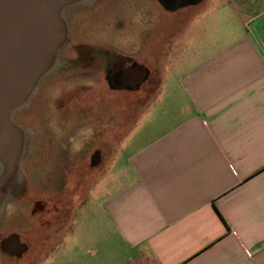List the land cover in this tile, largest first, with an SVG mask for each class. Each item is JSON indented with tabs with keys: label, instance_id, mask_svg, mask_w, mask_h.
Segmentation results:
<instances>
[{
	"label": "crops",
	"instance_id": "1",
	"mask_svg": "<svg viewBox=\"0 0 264 264\" xmlns=\"http://www.w3.org/2000/svg\"><path fill=\"white\" fill-rule=\"evenodd\" d=\"M153 1L123 48L151 80L101 105L109 155L79 196L47 172L34 264H264V0Z\"/></svg>",
	"mask_w": 264,
	"mask_h": 264
},
{
	"label": "flooded vegetation",
	"instance_id": "2",
	"mask_svg": "<svg viewBox=\"0 0 264 264\" xmlns=\"http://www.w3.org/2000/svg\"><path fill=\"white\" fill-rule=\"evenodd\" d=\"M188 1L191 0H167L170 4ZM113 3L115 0H81L63 10L67 39L57 54L52 71L39 81L23 107L11 114L13 124L24 129L27 127L20 121L24 106L35 114L38 109L35 105H39L37 114L40 118L44 115L43 123L29 117L26 125L43 130L44 134L33 135L34 141L39 143L31 152L27 150L30 134L23 133L18 174L0 186V190L4 187L7 190L0 209V264H34L37 258L42 262L47 259V172L56 169L59 184H65L66 181H61L62 175L70 171L71 193L79 196L83 173L90 174L92 181L94 170L109 155L108 146L104 149L95 146L99 122L106 121L101 131H108L111 113L105 108L115 97L123 102L124 94H138L151 80L141 63L125 51L121 53L112 46L93 42L107 40L91 37L89 30L86 32V27L93 28L90 25L97 24L100 18L103 23H110L97 9ZM85 80H89L88 83ZM99 90L100 95L97 94ZM144 100L145 96L135 98L138 104ZM83 142L91 143L86 157L83 156ZM42 151L45 156L40 158ZM57 212L58 218L65 213L64 210ZM60 229L62 225H59ZM36 232L43 235L39 242L34 237Z\"/></svg>",
	"mask_w": 264,
	"mask_h": 264
},
{
	"label": "water",
	"instance_id": "3",
	"mask_svg": "<svg viewBox=\"0 0 264 264\" xmlns=\"http://www.w3.org/2000/svg\"><path fill=\"white\" fill-rule=\"evenodd\" d=\"M81 0H0V186L18 174L23 131L11 114L49 75L67 39L62 12ZM0 190V209L6 196Z\"/></svg>",
	"mask_w": 264,
	"mask_h": 264
},
{
	"label": "rangeland",
	"instance_id": "4",
	"mask_svg": "<svg viewBox=\"0 0 264 264\" xmlns=\"http://www.w3.org/2000/svg\"><path fill=\"white\" fill-rule=\"evenodd\" d=\"M155 5L153 0H115V3L109 5H102L100 8H98L97 10L100 9V12L104 13V19H108L107 21H109L112 25H110V29H107V27H109V24L105 21L104 23L102 22L103 19H98V23L94 24V25H90V27H93L91 29H89L88 27H86V32L87 30H89V35L91 37H95V38H105L107 41H93L96 42L98 44H102L104 46H112V49H116V51L124 53V47H129V45L131 47L136 48L137 50L140 47V42L142 41V38L144 35H142V23L145 24L149 19V15H145L143 14L145 7H151ZM150 9V8H148ZM97 21H95L96 23ZM102 27V28H101ZM77 36L79 35L78 32ZM75 36V35H74ZM127 54V53H125ZM164 72L166 75L171 76V79H173L172 77L175 76L174 73V69L173 67H164ZM92 79V78H89ZM101 84L103 85V81L102 78L98 79ZM97 80V81H98ZM89 80H85V83H88ZM96 81V80H95ZM90 84V83H89ZM98 83H96L97 85ZM90 85H94L93 83H91ZM100 85V84H98ZM40 92H43L42 90H40ZM42 102H45V100H42ZM47 102V100H46ZM45 105L41 106L40 108H43ZM35 107H37L39 109V105H35ZM24 110L21 112L20 115V121L23 122V125H25V127L27 128H22L21 130L25 133V135H29L30 136V143H28V148L27 150L29 151H33L34 149H36L38 147V143L37 141H34V137L33 135H37L39 133L44 134L43 130H37L35 129L34 126H30V125H26L27 123H29V117H31L33 120L37 119V121H41V123H43L42 117L44 115L41 116V118L39 117V115L37 114V112L39 111L38 109L36 110V113L34 114L33 112L30 111L28 112V106H24ZM25 112H28L27 114H25ZM31 112V113H30ZM39 117V118H38ZM140 118V117H139ZM40 119V120H39ZM29 120V121H28ZM27 138V136H26ZM29 138V137H28ZM76 141V140H74ZM27 144V143H26ZM91 143H87V142H83V151H84V157L87 156V152L89 151ZM129 153V149L128 146L126 147H122L121 151L119 152V154H117L116 157V165L118 166L121 165L125 159V157L128 155ZM45 156V151H42L40 158ZM107 160V159H106ZM114 166V164H113ZM113 168V167H112ZM112 171V170H111ZM54 177H52V181L58 182V179L56 177V175H53ZM63 179L61 180L66 181L67 180V176L66 175H62ZM90 174L87 173H83V178H84V182H91L90 181ZM50 174L47 173V181H49ZM87 220L88 225L90 224V219L92 217V213L91 211H89ZM91 231V230H89Z\"/></svg>",
	"mask_w": 264,
	"mask_h": 264
}]
</instances>
